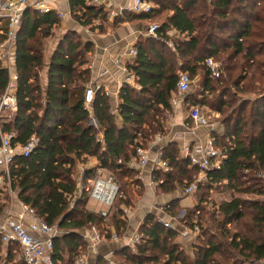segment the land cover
<instances>
[{
    "label": "trees",
    "instance_id": "16d2710c",
    "mask_svg": "<svg viewBox=\"0 0 264 264\" xmlns=\"http://www.w3.org/2000/svg\"><path fill=\"white\" fill-rule=\"evenodd\" d=\"M147 1L154 5L149 14L126 12L122 19L152 24L162 17L156 24L158 39L148 38L135 45L136 56L126 69L136 87L122 85L115 110L103 89L95 91L89 109L84 107L89 72L82 67L93 47L90 42L81 43L75 33L66 34L58 44L42 89L44 42L59 19L54 11L24 12L16 46L17 110L2 124L4 132L15 134L12 145L18 149L9 166L8 185L0 189V218L9 194H15L16 200L32 208L40 219L56 225L61 234L54 239V264L75 263L86 250L79 235L84 229L95 226L103 231L108 226L122 233L124 210L130 206L129 200L122 199L128 196L130 184L139 183L135 180L137 170L130 163L136 161L138 146L145 148L163 133L160 118L170 112L178 74L183 72L191 80L200 78L199 93L185 95L184 102L202 107L198 108L201 114L213 116L224 126L221 134L212 136L225 159L219 170L208 173L206 181L198 185L196 206L183 209L175 201L167 210L168 217L181 226L178 229L192 228L197 221L200 234L192 246L193 256L190 259L181 248L178 229L163 227L150 214L139 229L135 252L122 249L117 262L229 264L240 257L262 263L264 200L250 197H264V0ZM68 2L70 15L80 27L93 30L95 21L107 19L102 5H87L86 0ZM98 29L103 31L101 26ZM4 31L1 26L0 32ZM170 31L179 38H170ZM3 39L0 33V43ZM167 41L173 42L174 51ZM207 58L219 64V78L210 76L204 64ZM8 82L7 72L0 66V95ZM92 119L97 127L90 125ZM31 137L37 138V146L24 157L20 149ZM161 152V159L171 169L166 174L152 172L153 182L161 180L157 184L161 192L181 191L198 176V169L179 157L175 144ZM89 158L96 163L88 164ZM98 171L111 176L121 194L111 206L118 201L107 224V216L78 209L84 205V195L76 198L78 177L85 184ZM210 192L229 195L230 200L210 203ZM3 249L0 264H24L12 246ZM97 264L107 262L98 259Z\"/></svg>",
    "mask_w": 264,
    "mask_h": 264
},
{
    "label": "built area",
    "instance_id": "2783aa9c",
    "mask_svg": "<svg viewBox=\"0 0 264 264\" xmlns=\"http://www.w3.org/2000/svg\"><path fill=\"white\" fill-rule=\"evenodd\" d=\"M110 0H86L87 5L101 6L107 4ZM154 8L147 0H132V5L129 12L133 14H149ZM27 9L36 10L39 12H46L47 9L40 3L39 0H0V27L4 26L5 31L3 42L0 43V66L7 72L8 85L5 91L0 95V174L4 183L8 185L9 182V166L12 163L13 156L17 150L12 145V140L15 137L13 132H4L2 124L17 110L16 98L14 95L17 74L15 70L16 62V46L18 32L21 27V21L24 12ZM57 15V14H56ZM60 18V15H57ZM156 25H150L148 28V37L157 40ZM167 47L174 51V44L172 41H167ZM136 56V50L129 51V59ZM210 76L217 79L220 76V66L212 58H207L204 61ZM123 72L127 75L126 84L136 87L134 77L128 75L126 67ZM192 85V80L187 73L178 74V82L176 91L181 96L186 95ZM99 89V88H97ZM93 86H87L84 93V107L89 109V105L93 101L94 93L97 90ZM104 94L110 96L108 91ZM182 98V97H181ZM173 103L176 102L172 101ZM171 102V103H172ZM177 103L184 104V98L177 100ZM188 119L195 126L201 128H211V120L201 114L198 108L192 107L188 114ZM158 136V135H157ZM159 138V136H158ZM37 146V138L31 137L26 144L20 149L22 156L27 157L31 151ZM183 159L188 160L190 168L198 169V176L186 188L180 191L181 195L188 196L193 194L199 184H203L208 176V173L217 171L223 164L225 154L215 147L213 136H209L204 146H193V149H185L183 152ZM130 163L136 170L143 169L149 162L148 151L142 146L136 148V161ZM170 167L166 161L161 159L153 165V171L161 173L170 172ZM101 176H105L102 179ZM6 181V182H5ZM154 184L156 182H153ZM92 184L91 187L89 185ZM157 184H161L159 180ZM118 194V186L114 179L98 171L96 177L87 180L80 191V195H89L94 202L99 204L102 208H111L113 202ZM20 212L14 214L11 209L5 212V215L0 221V243L3 246H18L21 252V258L24 264H54L52 254L54 249V239L58 235V227L56 225H48L40 219L35 211L20 203ZM170 205L162 207V212H167ZM126 211L124 210V213ZM102 217L107 216V212H99ZM159 223L168 229H178L181 227L173 225L174 219L162 218L158 219ZM179 235L183 238H191L192 242L200 234V228L197 221H193L192 228L182 227L178 229ZM103 234L97 231V228L92 226L89 228V233L85 237L88 244L89 251H94L96 246L102 241ZM112 239H117L116 234L111 235ZM140 242V235L136 234L127 244V247L135 251V246ZM264 263V261H262ZM259 263V264H262ZM74 264H86L84 254H79Z\"/></svg>",
    "mask_w": 264,
    "mask_h": 264
},
{
    "label": "crops",
    "instance_id": "0c3cea01",
    "mask_svg": "<svg viewBox=\"0 0 264 264\" xmlns=\"http://www.w3.org/2000/svg\"><path fill=\"white\" fill-rule=\"evenodd\" d=\"M39 1L47 11H54L57 15H60V18H58V26L53 30L51 37L44 42V68L40 73V80H42L43 87H46L48 65L58 44L66 34L75 33L80 38L81 43L90 42L93 47L92 53L88 55V63L82 67V69H86L89 72V81L86 87L93 86L96 89L99 88L108 91L112 108L115 110L119 102V91L122 85L126 84L125 80H127V75L123 72V69L126 67V64L130 62L129 51L131 49L136 50L135 45L137 43L150 38L148 37V28L151 25L149 21L140 20L128 22L123 20L122 17L126 12H129L132 0H110L107 4L102 5L107 14L106 21L102 23L98 20L95 21L93 23L94 29L90 30L89 28L78 26L73 20L70 15L68 0ZM100 26L103 29L102 32L98 29ZM167 35L175 40L179 38V35L174 31L168 32ZM199 79L200 78L192 80V83L199 82L200 84ZM206 97L209 98L210 95L206 93ZM172 101H175V99H172ZM181 107L182 104L177 103V101L171 103V109L173 111L168 128L164 126L163 133L158 134L159 138L156 135L155 138L150 140L145 146V149L148 151L149 162L143 169H138L137 175L135 176V180L144 187V194L143 198L136 203L134 210L126 211L125 209V230L118 234L113 227L107 226L103 231L96 227L97 231L103 234L105 238L96 246L94 251H89L88 244L85 241V237L89 233V228L79 232L80 237L87 245L84 251L85 254L81 253L85 255L86 264H97L98 259L106 261L108 264H124L121 261L117 262V254L122 249L129 248L127 244L136 234H139V229L142 226L144 218L150 214L157 219L168 218L167 212H162L160 209L175 201L180 205V200L185 198V196L183 197L181 195L180 190H176L175 193L165 194L158 189L157 185L152 181L154 163L161 157V151L170 144H175L179 157L183 158L185 149H193V146H204L208 137L215 133L221 134L224 130V126L216 121L213 116H208L211 120V128L197 127L189 121L188 117H183ZM92 121L94 120L92 119ZM93 123V125L97 127L96 121ZM118 125H120V123ZM89 159L90 161L88 164L94 165L96 163L92 158ZM3 185L4 181L0 176V188H2ZM195 194L194 192L188 195L195 199L193 207L197 204ZM14 199L16 203L10 206V208L14 214H17L20 212L21 208L16 197H14ZM100 209V211L103 210L101 206ZM92 213L99 214V212L95 210H92ZM182 214L183 211L180 215ZM1 217H3V215ZM172 223L178 226L175 221ZM59 234H61V231L58 232V235ZM112 234L117 235L116 240L111 238ZM178 241L185 254L191 259L193 256L192 246L194 245L192 239L183 238L179 235ZM130 250L135 252L132 249Z\"/></svg>",
    "mask_w": 264,
    "mask_h": 264
},
{
    "label": "rangeland",
    "instance_id": "374dc122",
    "mask_svg": "<svg viewBox=\"0 0 264 264\" xmlns=\"http://www.w3.org/2000/svg\"><path fill=\"white\" fill-rule=\"evenodd\" d=\"M162 19V17H159L158 19H156L151 25H156L160 22V20ZM46 45V44H45ZM41 82V85H42V89H44L43 87V83H42V80H40ZM199 85V82H194L192 83L189 91L186 93V95L188 94H197L199 93V89H198V86ZM185 98V95L184 96H181L180 94L176 93L172 99H175L176 101L177 100H181L182 98ZM189 105V106H188ZM186 104L184 102V105H182V109L181 111L183 112L182 115L184 118H187L188 117V114H189V111L192 107H195V106H192L190 104ZM199 108L200 110H202V107H197ZM172 109L170 110L169 113H166L164 114V117L161 116L160 118V122L162 121V126H165V128H168V124H169V121L171 120V117H172ZM205 113V112H203ZM94 121H90V125H93ZM95 126V125H94ZM157 129H160L161 128H157ZM107 175V174H106ZM1 176V174H0ZM102 179H105L106 177L105 176H101ZM78 191H77V197H80V191L81 189L83 188V185L84 183L81 181V178L80 176L78 177ZM92 184L89 185V187H91ZM118 186V185H117ZM5 187V183L4 185L2 186V188L0 189H4ZM119 188V187H118ZM144 187L138 183V184H130L129 188H128V196L125 198V199H122V200H129L130 201V206L129 208L126 209V211H132L135 209V206H136V203L139 202L142 198H143V194H144ZM14 195V196H13ZM121 195L120 194V189H119V194L118 196ZM12 196H13V199H12ZM15 194H9L8 198L6 199L5 201V206H6V210L8 211L10 208V206H12L14 203H16L15 199ZM208 199H210V203H214L216 205H219L221 202H224V201H227V200H230V196L229 195H226V194H219L218 192H210V195L208 197ZM251 200H256V201H260V200H264V197H250ZM84 203V205L82 204V206L78 207L79 210L81 209H84L85 211L89 212V213H92V210H95L96 212H101L100 210V206L96 204V202L93 201V199H91L89 197V195H84V200L82 201ZM117 202H115L113 208H106V207H103V210L104 212H107V221L105 222L106 224L110 221V217L111 215L114 213L115 211V206L117 205ZM195 204V199L192 197V196H185V198L181 199L180 200V207L181 208H192ZM76 205V203H74L73 207L74 208ZM133 207V208H132ZM131 209V210H130ZM5 210V211H6ZM100 214V213H99ZM5 215V212L3 214V216ZM183 216V215H182ZM179 217H181V215H179ZM2 218V217H1ZM1 218H0V221H1ZM3 248H7V246H2ZM0 248V254L2 255L3 252L5 251L3 248ZM12 249L13 251L16 253V258L19 259V261L21 262L22 261V258H21V252L19 251V249L15 246H12ZM84 254L85 252L82 251ZM108 264V263H107ZM229 264H257V263H253V262H250V261H245L244 259L240 258V257H235L233 259V261H231Z\"/></svg>",
    "mask_w": 264,
    "mask_h": 264
}]
</instances>
